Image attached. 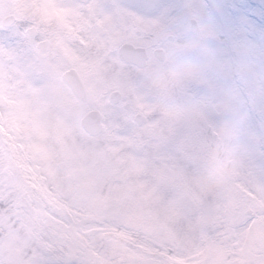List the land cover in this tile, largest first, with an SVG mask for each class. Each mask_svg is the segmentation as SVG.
<instances>
[{
    "label": "snow or ice",
    "instance_id": "snow-or-ice-1",
    "mask_svg": "<svg viewBox=\"0 0 264 264\" xmlns=\"http://www.w3.org/2000/svg\"><path fill=\"white\" fill-rule=\"evenodd\" d=\"M0 264H264V0H0Z\"/></svg>",
    "mask_w": 264,
    "mask_h": 264
}]
</instances>
